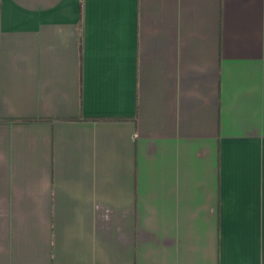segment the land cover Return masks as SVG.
<instances>
[{"label":"crops","instance_id":"0c3cea01","mask_svg":"<svg viewBox=\"0 0 264 264\" xmlns=\"http://www.w3.org/2000/svg\"><path fill=\"white\" fill-rule=\"evenodd\" d=\"M0 264H264V0H0Z\"/></svg>","mask_w":264,"mask_h":264}]
</instances>
